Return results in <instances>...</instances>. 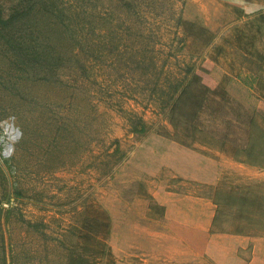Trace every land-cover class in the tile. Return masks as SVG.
Segmentation results:
<instances>
[{"label": "rangeland", "instance_id": "rangeland-1", "mask_svg": "<svg viewBox=\"0 0 264 264\" xmlns=\"http://www.w3.org/2000/svg\"><path fill=\"white\" fill-rule=\"evenodd\" d=\"M30 6L23 37L0 38V264H211L170 198L213 214V233H264V167L247 152L250 133L264 152V0H138L141 22L91 0L68 28L41 0H0L4 17ZM29 40L49 78L25 73ZM170 73L193 79L172 109L150 91ZM201 159L216 183L178 174Z\"/></svg>", "mask_w": 264, "mask_h": 264}, {"label": "trees", "instance_id": "trees-1", "mask_svg": "<svg viewBox=\"0 0 264 264\" xmlns=\"http://www.w3.org/2000/svg\"><path fill=\"white\" fill-rule=\"evenodd\" d=\"M47 1L51 0H41V3L43 4V8L40 7V11L45 15L48 13V15H52L55 17L54 23L58 24V26L67 27L70 26V21L72 23L76 22V18H73V15L75 17H80L81 13H86V9L78 10L81 6L84 5L85 2L91 1V0H54L53 5L55 6V9H53L52 13L51 10H47L48 6L50 4H47ZM79 3V4H78ZM120 3L123 4L125 7H128L130 11H133L136 13V19L141 22V20L145 19L144 17H141V14L138 13V10L136 8L138 7V0H120ZM79 6V8H78ZM70 7L74 8L73 13H71V18L69 19L67 12L70 10ZM34 11V8L32 6L22 10L17 11L12 15H9L8 17H4V15L0 11V38H5L7 40H10V38L14 41H18L20 38L23 37V31L25 30V20H22L21 17L24 15H29ZM71 11V10H70ZM177 24L181 27L183 24L182 18H179L177 21ZM22 31V32H21ZM184 40V38H182ZM18 45H21L22 49H25V55L27 58V63L25 67V73H27V76L29 78H34L36 80H42L38 78L40 74H43L49 78L52 73L46 74L43 72H51L49 69L53 68L52 63H49L46 61L45 57L48 55H44L43 51L46 49V47H42L39 45H35L33 41H22L19 42ZM78 50L76 49L74 52L75 56L77 55ZM145 63L144 60H140L139 64ZM154 67H158V61H154ZM188 68V72L191 71L193 68ZM52 70V69H51ZM186 70V73H188ZM44 76V78H46ZM154 82L152 83L153 86L150 88L151 93L155 96V100L161 104L163 108L174 107V105L177 103L179 97L182 95L184 89L190 85L192 82L191 78L188 79V76L181 77V75H178V73H170V76H168L166 79L168 81H158L157 76H154ZM43 78V79H44ZM147 81V80H146ZM149 83V82H148ZM149 88V87H148ZM253 124V123H251ZM255 136L250 133V146L248 148V155L249 160L253 163V165H258L261 167H264V152L263 150L256 151V153H253L251 151L252 148L256 147V141ZM264 139V135L260 136ZM255 144V145H254ZM255 149H253L254 151ZM119 146H117L114 151L110 154V156H114L118 153ZM245 151V153L247 154ZM250 197V195H249ZM247 195L243 198H240L241 203L237 205L243 204L246 199L249 198ZM233 202H236V200H233ZM237 232H242L241 229H237Z\"/></svg>", "mask_w": 264, "mask_h": 264}, {"label": "crops", "instance_id": "crops-1", "mask_svg": "<svg viewBox=\"0 0 264 264\" xmlns=\"http://www.w3.org/2000/svg\"><path fill=\"white\" fill-rule=\"evenodd\" d=\"M190 162L191 170L179 169V175L197 182H205L214 184L219 179L221 169L218 163L207 161L211 166L204 167V161ZM188 160H185V165ZM199 163V164H198ZM202 198L191 199V201L200 203ZM166 206V214H177L193 222L189 227V235L201 239V244L193 248L192 253L199 256H207L212 259L211 264H264V233H213L211 232L213 224V214L209 215L207 220H202V210L197 208L194 211L187 210L191 205L187 199L170 198L166 201H161ZM199 209V210H198ZM205 231L206 233H192L197 230ZM164 237L171 238L172 233H164Z\"/></svg>", "mask_w": 264, "mask_h": 264}]
</instances>
